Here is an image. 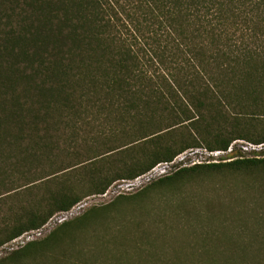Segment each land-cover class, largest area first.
Listing matches in <instances>:
<instances>
[{
    "label": "trees",
    "instance_id": "16d2710c",
    "mask_svg": "<svg viewBox=\"0 0 264 264\" xmlns=\"http://www.w3.org/2000/svg\"><path fill=\"white\" fill-rule=\"evenodd\" d=\"M257 117L264 118V0H0V175L35 168L97 121L135 128L143 142L141 157L109 164L105 176L98 169L86 193L47 186L46 203L2 223L0 247L190 149L263 144L264 126L244 122ZM262 166L264 159L239 157L158 183ZM234 249L233 259L199 264H264V256L249 257L264 254V235Z\"/></svg>",
    "mask_w": 264,
    "mask_h": 264
},
{
    "label": "rangeland",
    "instance_id": "374dc122",
    "mask_svg": "<svg viewBox=\"0 0 264 264\" xmlns=\"http://www.w3.org/2000/svg\"><path fill=\"white\" fill-rule=\"evenodd\" d=\"M257 118L244 122L264 126V118ZM101 122H94V132L78 134L67 149L22 175H0V226L13 220L12 212L21 214L46 203L47 186L86 193L87 180L98 169L105 176L109 164L141 157L143 142L136 143L140 139L135 128L99 127ZM110 150L118 152L106 155ZM239 157L247 158L236 146L224 159ZM67 168L72 169L61 172ZM91 170L85 178V171ZM123 181L114 182L104 195L85 197L73 207L83 206L73 217L45 230L25 253L14 256L22 246L8 250L10 242L1 246L0 264H199L208 257L233 259L237 240L264 235V166L183 173L171 184L156 180L130 192L119 186Z\"/></svg>",
    "mask_w": 264,
    "mask_h": 264
},
{
    "label": "built area",
    "instance_id": "2783aa9c",
    "mask_svg": "<svg viewBox=\"0 0 264 264\" xmlns=\"http://www.w3.org/2000/svg\"><path fill=\"white\" fill-rule=\"evenodd\" d=\"M236 146L239 152L247 158L264 159V143L254 144L245 141H236L229 147L227 151H209L201 148L190 149L178 155L172 161L163 162L156 165L146 174H143L133 180L123 181L119 186L126 188V190L130 192L140 189L145 185L151 184L156 180L171 176L177 171L184 168H191L197 165H211L226 162L227 159L224 158L232 154ZM228 161L230 160L228 159ZM82 207L83 206L80 204L77 207L71 209L70 211L62 212L56 215L51 220H49V222H47L43 226V228L27 232L22 236L11 241L10 244H7L6 249L14 250L15 247H23L26 244L35 241L37 237L43 235V232L45 230L51 229L52 227L56 226L57 223H64L69 218L73 217V215L78 212Z\"/></svg>",
    "mask_w": 264,
    "mask_h": 264
}]
</instances>
